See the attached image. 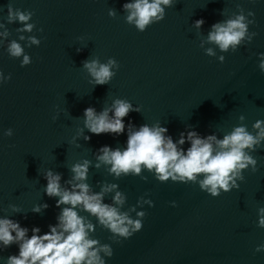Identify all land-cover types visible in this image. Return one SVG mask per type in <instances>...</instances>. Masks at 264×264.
Returning <instances> with one entry per match:
<instances>
[{"label":"water","instance_id":"95a60500","mask_svg":"<svg viewBox=\"0 0 264 264\" xmlns=\"http://www.w3.org/2000/svg\"><path fill=\"white\" fill-rule=\"evenodd\" d=\"M126 2L130 0H0V22L6 23L11 3L34 12L31 22L43 29L30 33L41 43L25 48L32 60L25 67L8 56L7 41L0 46V70L11 73V79L0 84V208L4 209L0 216L8 215L29 228V235L34 226L41 234L47 232L60 211L57 198L43 193L44 170L62 173L63 183L72 164L82 159L94 164L93 153L100 147H126V132L94 135L85 130L89 141L70 143L83 126L77 117L89 106L99 112L115 98L126 99L141 113H129L125 125L159 122L174 141L186 125L201 136L215 133L222 138L238 125L240 115L249 131L257 119L264 120V73L258 68L259 54L264 53V0H178L166 9L164 20L142 33L125 22ZM236 3L255 13L249 31L257 35L234 53L217 49V56H225L220 63L204 54L192 24L204 19L200 32L206 36L212 24L236 10ZM109 8L116 10L115 17L108 16ZM223 9L225 16L220 14ZM6 26L11 32L8 39H16L15 28L22 25ZM77 48L83 49L77 53ZM109 57L118 61L119 70L109 84L93 88L81 62L88 58L106 62ZM8 128L13 130L11 137L3 134ZM251 155L258 170L243 172L238 189L215 198L195 184L160 183L147 171L142 172L146 181L131 175L117 180L103 166H90L87 183L94 191H99L97 181L117 183L127 196L124 210L145 193L153 201L152 207L137 208L146 212L143 228L127 240L114 243L111 233L96 227L92 237L113 249L106 264H264V251L254 252L264 244V229L256 226L257 209L264 207V146ZM111 195L105 197L106 203H111ZM40 203L49 207L42 214L32 213ZM9 204L21 213H11ZM80 215L96 224L86 212ZM131 215L135 218V213ZM14 254L16 245L0 252L5 259Z\"/></svg>","mask_w":264,"mask_h":264},{"label":"clouds","instance_id":"9594fccd","mask_svg":"<svg viewBox=\"0 0 264 264\" xmlns=\"http://www.w3.org/2000/svg\"><path fill=\"white\" fill-rule=\"evenodd\" d=\"M177 2L178 0H130L122 5L125 22L134 25L142 33L149 26L164 20L166 9L172 8ZM116 14L115 9L109 8V17H115ZM220 14L225 16L226 10L223 9ZM33 15L34 12L13 8L9 3L6 23L0 22V46H4L7 41L5 50L10 58L20 60V67L32 63L25 48L39 46L41 43V39L30 35L34 30L43 32L42 28H37L31 22ZM254 16L253 11H246L240 3H236V10L227 15L226 19L212 24L206 36L200 32L204 19L195 20L192 27L200 35L199 47L206 56L216 57L223 63L225 56H217L216 50L234 53L240 46L251 43L257 35L256 32L249 31V26L255 24ZM13 23L22 26L15 28L17 38L9 40L11 32L6 24ZM18 41L24 42L23 46ZM82 49L77 48V53ZM259 57L258 68L264 73V53L259 54ZM81 63L93 88L109 84L120 67L118 61L111 57L106 62H101L99 58H88ZM10 79L11 73L5 75L0 70V84L7 83ZM131 112L141 113V108L126 99L115 98L110 105H103L99 112L89 106L84 109L82 117H77L82 118L83 126L76 129L70 143H76L81 138L85 142L89 141L90 136L85 135V130L94 135L119 136L126 132V147H100L93 153L94 164L88 159L72 164L68 168L70 177L63 183L62 173L52 169L44 170L42 177L47 183L43 187V193L49 198H57L55 206L60 209L55 218L56 223L49 224L48 231L43 234L39 227L34 226L29 235V228L22 227L8 215L0 216V252L12 245L18 247V254L8 255L6 259L0 256L2 264H106L105 258L112 257L113 249L110 244L101 243L92 237L97 226L111 233L110 239L114 243L129 239L143 228L146 212L138 211L137 208L153 206V201L145 198L148 193L139 197L135 205L124 210L127 196L118 190L117 183L97 181L99 191H94L87 183L90 166L96 169L103 166L108 175L117 180L131 175L146 181L147 177L142 172L147 171L160 183L171 181L198 185L200 191L213 198L222 192L238 189V181L243 182L245 179L243 172L250 170L255 173L258 170L257 160L251 153L264 146V120L257 119L249 131L248 126L243 123L245 117L240 115L238 125L233 126L222 138H218L215 133L201 136L191 125H186L185 131L180 132L174 141L167 134L168 129L159 122L137 127L129 121L125 125L124 118ZM58 115L59 113L52 117L53 121ZM3 134L11 137L13 130L8 128ZM185 144L189 145L186 149L183 147ZM76 146L79 147V144ZM109 194H112L111 203H106L105 197ZM171 206L176 207V202L172 201ZM48 207L47 203H40L34 205L31 212L42 214ZM7 208L11 213H21L14 204H9ZM0 211L4 209L0 208ZM80 212L94 217L96 224L80 215ZM132 213H135V218ZM256 226L264 229V207L257 209ZM262 251L264 244H259L254 249V252Z\"/></svg>","mask_w":264,"mask_h":264}]
</instances>
